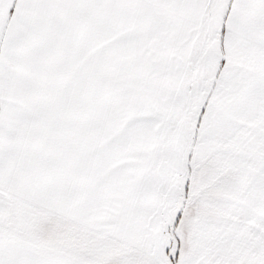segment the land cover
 Segmentation results:
<instances>
[{
    "label": "snow or ice",
    "instance_id": "1",
    "mask_svg": "<svg viewBox=\"0 0 264 264\" xmlns=\"http://www.w3.org/2000/svg\"><path fill=\"white\" fill-rule=\"evenodd\" d=\"M0 264H264V0H0Z\"/></svg>",
    "mask_w": 264,
    "mask_h": 264
}]
</instances>
